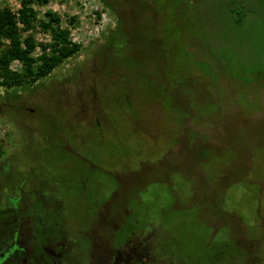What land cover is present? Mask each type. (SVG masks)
<instances>
[{
	"label": "rangeland",
	"instance_id": "1",
	"mask_svg": "<svg viewBox=\"0 0 264 264\" xmlns=\"http://www.w3.org/2000/svg\"><path fill=\"white\" fill-rule=\"evenodd\" d=\"M119 3L122 44L95 0L34 5L24 36L51 11L86 48L0 94V220L43 191L101 254L136 227L158 264H264V0Z\"/></svg>",
	"mask_w": 264,
	"mask_h": 264
},
{
	"label": "flooded vegetation",
	"instance_id": "2",
	"mask_svg": "<svg viewBox=\"0 0 264 264\" xmlns=\"http://www.w3.org/2000/svg\"><path fill=\"white\" fill-rule=\"evenodd\" d=\"M23 202L19 194L10 206V214L0 220V264L159 263L153 256L150 235L143 239L134 236L136 227L121 244L101 254L92 245H87L85 239L65 231L57 221L56 216L63 211V201L39 191L35 200L25 205ZM32 202L34 210L24 211ZM77 231L85 232L84 229Z\"/></svg>",
	"mask_w": 264,
	"mask_h": 264
},
{
	"label": "trees",
	"instance_id": "3",
	"mask_svg": "<svg viewBox=\"0 0 264 264\" xmlns=\"http://www.w3.org/2000/svg\"><path fill=\"white\" fill-rule=\"evenodd\" d=\"M18 1L21 6L16 11L9 6L0 7V94H18V89L32 88L86 48L71 41L70 28L63 26L61 17L51 11L39 21L42 29L50 34L48 42L38 43L33 34L24 36L23 33L34 28L38 20L34 5H45L50 0ZM95 1L111 15L110 25L100 38L111 35L114 43L125 42L120 26L127 16L119 0ZM75 19L72 17L71 22ZM39 45L41 52L35 55ZM14 60L22 63L20 71L11 69Z\"/></svg>",
	"mask_w": 264,
	"mask_h": 264
}]
</instances>
